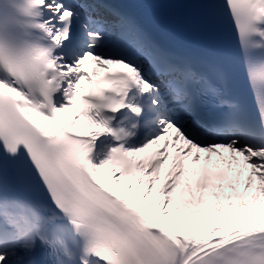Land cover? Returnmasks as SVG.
<instances>
[{
  "label": "snow or ice",
  "instance_id": "snow-or-ice-1",
  "mask_svg": "<svg viewBox=\"0 0 264 264\" xmlns=\"http://www.w3.org/2000/svg\"><path fill=\"white\" fill-rule=\"evenodd\" d=\"M208 2L238 58L108 0H0V264H264V0Z\"/></svg>",
  "mask_w": 264,
  "mask_h": 264
},
{
  "label": "bare ground",
  "instance_id": "bare-ground-1",
  "mask_svg": "<svg viewBox=\"0 0 264 264\" xmlns=\"http://www.w3.org/2000/svg\"><path fill=\"white\" fill-rule=\"evenodd\" d=\"M71 115H72V112H71V110H69V112H68V113H65V114H64V116H65L66 118H70V117H71ZM94 159H95V157H94ZM96 160H97V159H95V162H96ZM98 162H100V161H99V159H98ZM96 163H97V162H96Z\"/></svg>",
  "mask_w": 264,
  "mask_h": 264
},
{
  "label": "rangeland",
  "instance_id": "rangeland-1",
  "mask_svg": "<svg viewBox=\"0 0 264 264\" xmlns=\"http://www.w3.org/2000/svg\"><path fill=\"white\" fill-rule=\"evenodd\" d=\"M99 163V162H98Z\"/></svg>",
  "mask_w": 264,
  "mask_h": 264
}]
</instances>
